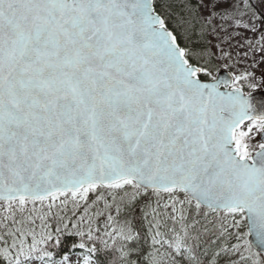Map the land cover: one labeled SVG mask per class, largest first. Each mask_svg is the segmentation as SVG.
Here are the masks:
<instances>
[{
  "label": "snow or ice",
  "instance_id": "1",
  "mask_svg": "<svg viewBox=\"0 0 264 264\" xmlns=\"http://www.w3.org/2000/svg\"><path fill=\"white\" fill-rule=\"evenodd\" d=\"M264 0H0V264H264Z\"/></svg>",
  "mask_w": 264,
  "mask_h": 264
},
{
  "label": "water",
  "instance_id": "2",
  "mask_svg": "<svg viewBox=\"0 0 264 264\" xmlns=\"http://www.w3.org/2000/svg\"><path fill=\"white\" fill-rule=\"evenodd\" d=\"M254 97L253 103L257 107V109L260 108L261 103H264V89L260 92L251 93Z\"/></svg>",
  "mask_w": 264,
  "mask_h": 264
},
{
  "label": "rangeland",
  "instance_id": "3",
  "mask_svg": "<svg viewBox=\"0 0 264 264\" xmlns=\"http://www.w3.org/2000/svg\"><path fill=\"white\" fill-rule=\"evenodd\" d=\"M261 89H262V86H261V87H257V88L252 89V92L259 91V90H261ZM252 92H251V93H252Z\"/></svg>",
  "mask_w": 264,
  "mask_h": 264
}]
</instances>
